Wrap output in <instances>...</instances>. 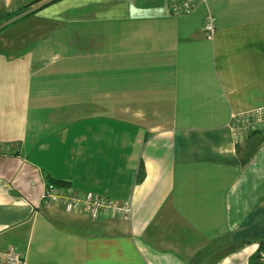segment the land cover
Returning a JSON list of instances; mask_svg holds the SVG:
<instances>
[{"label":"crops","instance_id":"1","mask_svg":"<svg viewBox=\"0 0 264 264\" xmlns=\"http://www.w3.org/2000/svg\"><path fill=\"white\" fill-rule=\"evenodd\" d=\"M51 1L0 4L14 15L0 34V255L252 264L264 134L236 140L228 124L264 106V0H196L190 16L166 0ZM51 181L129 203L131 219L40 206Z\"/></svg>","mask_w":264,"mask_h":264},{"label":"built area","instance_id":"2","mask_svg":"<svg viewBox=\"0 0 264 264\" xmlns=\"http://www.w3.org/2000/svg\"><path fill=\"white\" fill-rule=\"evenodd\" d=\"M5 0H0V4ZM172 16H190L196 9V0H166ZM206 3V0H204ZM204 36L213 41L217 32V19L208 13L204 22ZM233 137L242 140L251 134H264V106L241 113H233L228 124ZM8 154L7 148L0 146V155ZM40 206L61 207L66 213L85 212L93 221L101 218H114L129 221L132 216V206L129 203H119L101 198L93 193H76L70 188L54 183H46ZM4 258L6 264H26L25 257L18 251H9Z\"/></svg>","mask_w":264,"mask_h":264},{"label":"trees","instance_id":"3","mask_svg":"<svg viewBox=\"0 0 264 264\" xmlns=\"http://www.w3.org/2000/svg\"><path fill=\"white\" fill-rule=\"evenodd\" d=\"M54 1V0H53ZM51 1V2H53ZM50 3V2H49ZM12 17H14V15L9 16V20H12ZM3 21H5V19H3ZM2 21V22H3ZM6 29L5 25L0 26V34ZM145 178V171H143V168L141 169L139 175H138V182H142ZM52 183L55 184H59L61 182H53ZM50 182V183H51ZM91 219V218H90ZM264 261V240L261 241L260 243V247L259 250L257 251V253L253 256L252 258V264H262Z\"/></svg>","mask_w":264,"mask_h":264},{"label":"rangeland","instance_id":"4","mask_svg":"<svg viewBox=\"0 0 264 264\" xmlns=\"http://www.w3.org/2000/svg\"><path fill=\"white\" fill-rule=\"evenodd\" d=\"M9 17H5L4 19H5V21H3L2 19H0V26H2L3 24H6V23H10L12 20H9L8 19ZM3 21V22H2ZM11 28V27H10ZM18 28H20V27H18ZM36 55H38L39 56V53H38V51H36ZM49 58L50 57H48L47 58V61H45V62H42L41 60H40V58H39V64H41L42 65V67H44L45 69L47 68V69H51L52 70V67H51V62H50V60H49ZM44 75H47V71H46V73L44 74Z\"/></svg>","mask_w":264,"mask_h":264},{"label":"water","instance_id":"5","mask_svg":"<svg viewBox=\"0 0 264 264\" xmlns=\"http://www.w3.org/2000/svg\"><path fill=\"white\" fill-rule=\"evenodd\" d=\"M262 264H264V261H263V263Z\"/></svg>","mask_w":264,"mask_h":264}]
</instances>
